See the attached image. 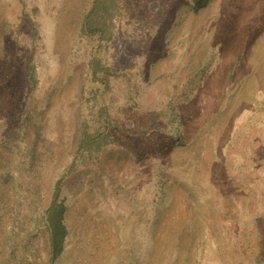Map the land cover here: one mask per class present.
<instances>
[{
	"label": "rangeland",
	"instance_id": "rangeland-1",
	"mask_svg": "<svg viewBox=\"0 0 264 264\" xmlns=\"http://www.w3.org/2000/svg\"><path fill=\"white\" fill-rule=\"evenodd\" d=\"M91 5L0 0V264H48L59 179L54 264H264V0Z\"/></svg>",
	"mask_w": 264,
	"mask_h": 264
},
{
	"label": "trees",
	"instance_id": "trees-1",
	"mask_svg": "<svg viewBox=\"0 0 264 264\" xmlns=\"http://www.w3.org/2000/svg\"><path fill=\"white\" fill-rule=\"evenodd\" d=\"M113 2L114 0H92L90 9L82 19L80 31L86 35L105 37L109 33L107 32V26L112 21L113 12L111 7ZM30 70L33 71L32 67H30ZM101 80L104 82V78ZM28 81L34 84V72H28ZM108 141L107 134L97 130L94 133H88L83 126L76 151L77 155L81 154L85 148L91 150L92 143L98 144L99 147L102 144H107ZM60 183L61 180L59 179L53 188L51 203L45 210V225L48 230L49 244L48 264H54L55 259L62 251L66 233V227L62 220L64 208L61 204L56 203L61 188Z\"/></svg>",
	"mask_w": 264,
	"mask_h": 264
}]
</instances>
